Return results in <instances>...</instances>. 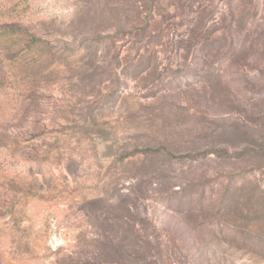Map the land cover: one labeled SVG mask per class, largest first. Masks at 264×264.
Instances as JSON below:
<instances>
[{"label": "rangeland", "instance_id": "obj_1", "mask_svg": "<svg viewBox=\"0 0 264 264\" xmlns=\"http://www.w3.org/2000/svg\"><path fill=\"white\" fill-rule=\"evenodd\" d=\"M0 26V264H264V0Z\"/></svg>", "mask_w": 264, "mask_h": 264}, {"label": "trees", "instance_id": "obj_2", "mask_svg": "<svg viewBox=\"0 0 264 264\" xmlns=\"http://www.w3.org/2000/svg\"><path fill=\"white\" fill-rule=\"evenodd\" d=\"M7 29H4L0 26V37L6 33Z\"/></svg>", "mask_w": 264, "mask_h": 264}]
</instances>
